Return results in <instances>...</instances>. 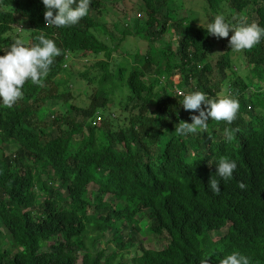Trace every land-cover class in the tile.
<instances>
[{
	"label": "trees",
	"instance_id": "16d2710c",
	"mask_svg": "<svg viewBox=\"0 0 264 264\" xmlns=\"http://www.w3.org/2000/svg\"><path fill=\"white\" fill-rule=\"evenodd\" d=\"M121 1L110 10L133 20V30L114 28V43L113 22L94 14L46 27L41 0H0V50L13 38L31 46L41 34L61 50L43 87L26 81L11 108L0 104V264H218L232 251L264 264V39L235 53L227 37L194 24L198 15L178 18L176 4L191 0ZM204 2L210 20L223 13L264 27V0ZM89 9L101 13V0ZM173 75L182 94L216 98L226 87L240 104L236 119L176 134L191 120ZM221 156L237 168L213 194ZM141 216L160 249L138 243Z\"/></svg>",
	"mask_w": 264,
	"mask_h": 264
},
{
	"label": "clouds",
	"instance_id": "9594fccd",
	"mask_svg": "<svg viewBox=\"0 0 264 264\" xmlns=\"http://www.w3.org/2000/svg\"><path fill=\"white\" fill-rule=\"evenodd\" d=\"M45 11L44 21L46 27L56 28L76 25L88 15L90 0H41ZM199 26L206 29L209 35L216 38H228V45L235 53L250 50L264 39V27L256 23H247L243 19L239 23L227 20L223 13L216 14L210 19L204 17L199 20ZM231 32V36H229ZM36 43L31 46L19 38H13L6 50H0V104L11 108L23 97V86L26 81L43 87L50 66L54 58L61 54L55 41L41 34L35 37ZM65 66V64H63ZM164 81V78H161ZM175 93L182 96L180 105L189 112L191 123L180 121L176 124L175 133L179 136H188L208 129V121H224L231 124L236 119L240 104L226 87H222L216 98H211L207 93L199 90L181 93L176 90L180 78L178 75L170 77ZM182 94V95H181ZM198 113V114H194ZM225 135L230 140L231 133L225 129ZM215 176L208 182V187L213 194L220 192V180H230L237 168V163L228 157L221 156L215 163ZM244 189L243 182L238 184ZM208 258H201L199 264H208ZM218 264H250L249 258L239 251H232L223 256Z\"/></svg>",
	"mask_w": 264,
	"mask_h": 264
},
{
	"label": "rangeland",
	"instance_id": "374dc122",
	"mask_svg": "<svg viewBox=\"0 0 264 264\" xmlns=\"http://www.w3.org/2000/svg\"><path fill=\"white\" fill-rule=\"evenodd\" d=\"M112 1L113 0H101V13H98V14H95L97 12H93V10L89 9V12L88 14L89 15H96L98 16V19H99V23L100 24H103V23H110V22H113L110 26H108L110 28V30H108L111 35H113V37L115 38V42H117V38H116V32L114 30V28H116L117 30H123V26H128L129 30H133L132 28V23H133V20H131L130 18H128V16H126L124 13H119L120 11L117 10V12H115V10L111 11L110 8L112 7ZM118 1H121V0H118ZM121 2H119V5L121 6ZM124 5V4H122ZM178 6V9L180 8L182 11L179 13H177V16L178 18H181L183 16H187L189 15L190 17L194 16L195 15H198V19L196 20V23H194L195 25H199V20L203 21L204 17L203 16V13H201V11L203 12L204 10L202 9L203 5H205V2L204 0H191L190 2H185L183 4L181 3H177L176 4ZM189 17V18H190ZM193 17V18H194ZM140 18H143L142 16H139L138 19ZM113 25V27H112ZM97 33V32H96ZM96 35V34H95ZM129 41H134L136 40L137 38H128ZM163 42L164 43H170L172 41V37L171 35L169 34H165L164 37H163ZM135 46H137L138 48H140V43H136ZM121 47L124 49V51L126 52L129 48V43L127 41H124L123 44L121 45ZM128 56L125 62L124 59H120V64L122 66H125L127 65L130 66L133 61H131V57L130 55H126ZM72 61V60H71ZM70 61V62H71ZM69 63V61H68ZM136 66H138V64L136 63ZM217 81V79H215ZM122 99H124V97H122ZM109 114H114V118L118 119L115 111L113 110H109L108 111ZM116 123H117V120H116ZM95 189V186L93 184H90L88 186V192H90L91 190ZM144 217H138V220L141 221L140 222V226H141V232L140 233H137V240H138V243L141 245H143L145 247V249H160L161 246L159 243H155L154 241H152L150 239V237H148L149 235V232L145 231L146 229V224L145 222L148 224V222L146 220L143 219ZM223 232H216V233H212V238H218ZM146 234V235H144ZM148 234V235H147ZM106 236H107V239L111 238L112 237V234L111 233H106ZM95 249L96 250H99L101 248V246L99 245V243L96 245H94ZM107 251H110L113 249V246L111 244H107L106 245V248H105ZM77 264H80V260H78Z\"/></svg>",
	"mask_w": 264,
	"mask_h": 264
}]
</instances>
